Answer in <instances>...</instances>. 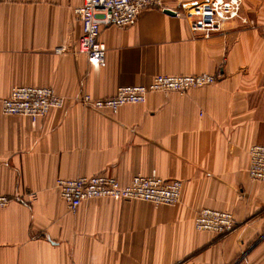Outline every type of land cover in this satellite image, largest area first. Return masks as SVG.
<instances>
[{"label": "crops", "instance_id": "1", "mask_svg": "<svg viewBox=\"0 0 264 264\" xmlns=\"http://www.w3.org/2000/svg\"><path fill=\"white\" fill-rule=\"evenodd\" d=\"M82 2L0 0V99L22 85L65 98L35 121L0 108V194L16 197L0 208V264H264V182L247 173L248 147L264 144V0H242L249 23L209 37L181 15L143 8L131 26L101 27L103 66L55 51L75 46ZM200 72L220 78L183 94L150 92L116 113L76 100ZM153 172L182 181L178 203L92 198L71 213L55 187L57 178L105 173L128 184ZM201 208L232 212L235 228L196 230Z\"/></svg>", "mask_w": 264, "mask_h": 264}, {"label": "built area", "instance_id": "2", "mask_svg": "<svg viewBox=\"0 0 264 264\" xmlns=\"http://www.w3.org/2000/svg\"><path fill=\"white\" fill-rule=\"evenodd\" d=\"M242 0H203L186 7L183 11L166 9L162 0H83L73 9L80 21L81 32L74 47H58L57 53L75 52L98 66L105 64V44L99 39L102 26L128 27L135 23L140 10L157 7L183 16L192 32L204 37L220 31L227 22L239 20L249 23L241 16ZM220 74L200 72L196 74H157L147 83L119 86L113 95L95 98L88 93L78 95L76 100L82 105L96 109H107L116 113L128 103H143L148 93L153 91H175L180 94L195 87L212 84ZM65 98L49 87L30 85L14 86L7 96L0 99V108L6 115H24L35 121L45 116L51 109L62 108ZM247 173L252 180L264 182V144H252L247 149ZM55 187L65 201L68 210L74 213L80 203L87 199L108 197L112 199L141 200L154 205H174L180 199L182 181L163 179L155 172L150 175H135L130 183L121 184L115 177L105 173L75 178H57ZM34 198V194H30ZM16 197L0 194V208L6 207ZM196 230L210 231L224 236L236 225L233 213L226 210L201 208L193 219Z\"/></svg>", "mask_w": 264, "mask_h": 264}, {"label": "rangeland", "instance_id": "3", "mask_svg": "<svg viewBox=\"0 0 264 264\" xmlns=\"http://www.w3.org/2000/svg\"><path fill=\"white\" fill-rule=\"evenodd\" d=\"M247 155H248V154H247ZM241 259H242V258L240 257L239 260H238V263L241 261Z\"/></svg>", "mask_w": 264, "mask_h": 264}, {"label": "water", "instance_id": "4", "mask_svg": "<svg viewBox=\"0 0 264 264\" xmlns=\"http://www.w3.org/2000/svg\"><path fill=\"white\" fill-rule=\"evenodd\" d=\"M167 12H169V13H172V11H170V10H166Z\"/></svg>", "mask_w": 264, "mask_h": 264}]
</instances>
